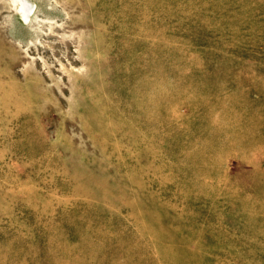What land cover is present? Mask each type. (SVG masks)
I'll return each instance as SVG.
<instances>
[{
	"label": "rangeland",
	"instance_id": "374dc122",
	"mask_svg": "<svg viewBox=\"0 0 264 264\" xmlns=\"http://www.w3.org/2000/svg\"><path fill=\"white\" fill-rule=\"evenodd\" d=\"M0 264H264V0H0Z\"/></svg>",
	"mask_w": 264,
	"mask_h": 264
}]
</instances>
